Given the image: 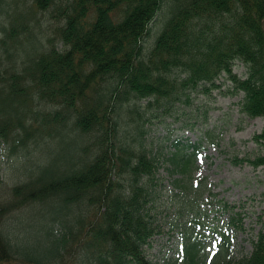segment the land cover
Returning <instances> with one entry per match:
<instances>
[{
    "label": "trees",
    "instance_id": "16d2710c",
    "mask_svg": "<svg viewBox=\"0 0 264 264\" xmlns=\"http://www.w3.org/2000/svg\"><path fill=\"white\" fill-rule=\"evenodd\" d=\"M221 78L244 93L245 114L264 119V0H0V140L11 153L35 143L39 154L1 186L0 264H264V232L238 258L220 231L205 263L204 234L187 227L177 258L147 255L162 231L149 126ZM254 139L264 143V125ZM176 145L172 170L191 173L192 156ZM235 160L258 166L264 155ZM27 209L45 240L39 255L20 241L34 223L11 221Z\"/></svg>",
    "mask_w": 264,
    "mask_h": 264
},
{
    "label": "rangeland",
    "instance_id": "374dc122",
    "mask_svg": "<svg viewBox=\"0 0 264 264\" xmlns=\"http://www.w3.org/2000/svg\"><path fill=\"white\" fill-rule=\"evenodd\" d=\"M166 9L163 7L153 21L147 44L163 27ZM41 22L46 25L44 18ZM234 70L244 74L246 68L237 62ZM218 82H222L220 87L193 92L189 102H183L174 116L153 119L144 139L161 162L154 182L157 192L152 215L162 231L153 236L147 250L154 262L176 257L185 227L189 234H204L200 257L205 263L220 241V231L231 236L234 258L250 255L254 241L264 232V164L255 166L246 160H235L264 155V143L254 139L262 130L264 119L250 117L241 110L244 93L233 91L230 81L221 78ZM177 141L185 145L186 156H192L191 173L183 175L172 170L171 157ZM190 143H199V155H190ZM57 147L53 144L51 149ZM37 151V144L31 143L26 152L11 153L0 140V196L4 186L21 179L19 166L28 157L38 158ZM175 178L180 179L178 185ZM232 205L234 210L230 209ZM30 210L19 212L11 221L21 216L27 219L24 215H32ZM30 219L27 221L34 224L20 241L39 255L46 250L45 240L39 223Z\"/></svg>",
    "mask_w": 264,
    "mask_h": 264
},
{
    "label": "bare ground",
    "instance_id": "6f19581e",
    "mask_svg": "<svg viewBox=\"0 0 264 264\" xmlns=\"http://www.w3.org/2000/svg\"><path fill=\"white\" fill-rule=\"evenodd\" d=\"M192 144V143H191ZM199 144V143H198ZM200 146V145H199Z\"/></svg>",
    "mask_w": 264,
    "mask_h": 264
}]
</instances>
